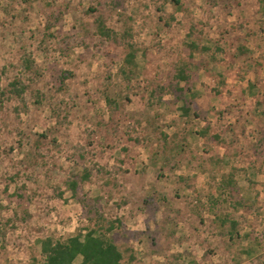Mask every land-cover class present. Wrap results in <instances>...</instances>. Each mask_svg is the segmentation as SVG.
<instances>
[{
    "label": "rangeland",
    "instance_id": "rangeland-1",
    "mask_svg": "<svg viewBox=\"0 0 264 264\" xmlns=\"http://www.w3.org/2000/svg\"><path fill=\"white\" fill-rule=\"evenodd\" d=\"M92 230L124 264H264L260 0H0V264Z\"/></svg>",
    "mask_w": 264,
    "mask_h": 264
},
{
    "label": "trees",
    "instance_id": "trees-1",
    "mask_svg": "<svg viewBox=\"0 0 264 264\" xmlns=\"http://www.w3.org/2000/svg\"><path fill=\"white\" fill-rule=\"evenodd\" d=\"M261 5L264 4V0H260ZM177 2V1H175ZM98 33L101 37L108 40L117 41L118 34L113 30L106 27L104 21L99 19L97 22ZM128 36V35H127ZM129 53L125 58V64L132 67L135 64L136 59V47L132 43H128ZM192 50H197L198 46L193 42L189 45ZM33 61L26 57L24 59V68L26 71L33 69ZM186 67H181L176 75L179 81L188 82L189 76L187 75ZM125 73V70L123 71ZM126 75V74H125ZM12 93L18 98H22L26 91V86L22 81H14L11 83ZM162 91V90H161ZM162 96V95H160ZM110 105L114 101L107 99ZM91 173L84 171L81 176L73 174V179L69 182L68 188L75 196L77 194L79 179L82 182H86L90 179ZM228 187H233V182L230 180L227 183ZM224 226V221L222 223ZM233 231L231 235L236 231V223H232ZM114 229L110 227L109 231ZM236 234V233H235ZM41 254L43 261L39 264H124V254L122 250L110 239L106 234L100 233L98 230H92L85 235L82 232L76 233L66 239H54L53 237H47L39 241ZM80 259V262L77 261ZM134 260V258H132ZM171 264H195L190 261L189 263H171Z\"/></svg>",
    "mask_w": 264,
    "mask_h": 264
}]
</instances>
